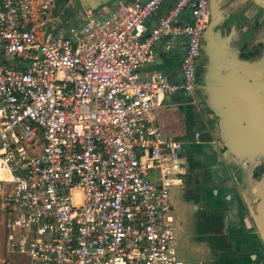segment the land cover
<instances>
[{
	"label": "built area",
	"instance_id": "obj_1",
	"mask_svg": "<svg viewBox=\"0 0 264 264\" xmlns=\"http://www.w3.org/2000/svg\"><path fill=\"white\" fill-rule=\"evenodd\" d=\"M52 3L0 0L5 251L21 264H185L169 193L186 180L183 143L152 111L195 89L208 0H119L66 36L47 30ZM157 43L183 50L177 80L139 74Z\"/></svg>",
	"mask_w": 264,
	"mask_h": 264
},
{
	"label": "crops",
	"instance_id": "obj_2",
	"mask_svg": "<svg viewBox=\"0 0 264 264\" xmlns=\"http://www.w3.org/2000/svg\"><path fill=\"white\" fill-rule=\"evenodd\" d=\"M118 1L89 0L76 27L58 34L68 35L83 24L88 14L112 10ZM262 1L211 0L210 23L202 39L201 60L196 70V93L167 96L152 111L162 134L175 140L182 138L183 142L178 141L187 149L183 171L186 180L180 187L187 186L188 192L196 195L197 202L190 204L200 212L192 235L182 241L189 244L190 240L201 251L192 264H264V221L259 214L262 211L259 162L264 154V78L260 77L264 73ZM168 6L166 2L149 21L163 15ZM182 54L181 48L165 51L157 43L151 60L139 69V74L144 78L177 80ZM252 67H256L255 72ZM212 87L217 89L213 92ZM207 91L212 93L209 104L213 111H204L198 100ZM205 125L213 133L220 131L222 137L211 144L197 142L194 135ZM254 133L259 140L252 144ZM247 138L252 142L244 154L237 148ZM214 143V151L209 152L207 147Z\"/></svg>",
	"mask_w": 264,
	"mask_h": 264
},
{
	"label": "rangeland",
	"instance_id": "obj_3",
	"mask_svg": "<svg viewBox=\"0 0 264 264\" xmlns=\"http://www.w3.org/2000/svg\"><path fill=\"white\" fill-rule=\"evenodd\" d=\"M88 1L89 0H55L47 13V29L54 34H62L69 28H75L76 22L80 19V14ZM52 25H57V28L53 29ZM195 98L197 99V96ZM199 103H201V101H199ZM207 105L208 107H203L204 111L210 110V104L208 103ZM195 106L198 109V105ZM175 138L183 142L182 138ZM169 193L170 204L172 206L177 254L178 257L186 264H192V261L194 260L193 258L198 256L201 251L196 250L197 248H194V245L190 242V240H188L189 244H182V241L184 238L192 235V230H195L198 224L197 222L200 221L197 220L200 216V212H196L193 207L194 201L197 202V197L194 193L188 192L187 186L170 187ZM190 201H193V205L190 204ZM4 237V232L0 227V252H2V255H0V264H21V260L17 258L14 259L12 255L8 254L9 252L5 251L6 246Z\"/></svg>",
	"mask_w": 264,
	"mask_h": 264
},
{
	"label": "flooded vegetation",
	"instance_id": "obj_4",
	"mask_svg": "<svg viewBox=\"0 0 264 264\" xmlns=\"http://www.w3.org/2000/svg\"><path fill=\"white\" fill-rule=\"evenodd\" d=\"M208 4H209V17H208V21H207V24H206V26H205V28H204V31H203V33H202V35H201V39H200V43H199V55H198V58H197V66H198V64H199V61L201 60V43H202V39H203V36H204V33L206 32V30H207V28H208V26H209V23H210V15H211V12H212V4H211V0H208ZM197 66H196V70H197ZM198 83H197V75H196V79H195V89H194V91H196V89L198 88ZM197 87V88H196ZM194 91H193V93H194ZM196 93V92H195ZM199 101H201V103H200V106L201 107H205V106H207L208 107V91L206 92V93H203L201 96H200V98H199ZM210 108V107H209ZM210 110L211 111H213V108L211 107L210 108ZM263 124H264V121L262 122ZM212 128H210V126H204L203 128H202V130H200V132H202L203 130H207V131H209L210 132V134H211V136H212V140L210 141V142H200L199 140H198V137H199V133L200 132H197V138H195V140L197 141V142H199V143H208V144H211L212 142H216V138L218 139L219 137H222V133L220 132V131H218V132H216V133H213L212 132V130H211ZM215 131H217V130H215ZM244 136H245V134H244ZM215 144L216 143H214V146H212V145H210L209 147H207V150L209 151V152H212V150L214 151V149H215ZM238 144H240L239 142H238ZM244 144V142L242 141V144L240 145L241 147H239V148H237L238 149V151H240V152H242V145ZM245 146H246V148H250V146L251 145H248V144H244ZM186 149V147H185V145H183V151H182V153H183V155L184 156H186L187 155V149ZM248 150H250V149H248ZM242 153H244L245 154V152L243 151ZM186 154V155H185ZM261 162H259V165H260V190H259V192H264V154H263V157H262V159L260 160ZM261 216H262V214H263V212L261 211V213H259Z\"/></svg>",
	"mask_w": 264,
	"mask_h": 264
},
{
	"label": "water",
	"instance_id": "obj_5",
	"mask_svg": "<svg viewBox=\"0 0 264 264\" xmlns=\"http://www.w3.org/2000/svg\"><path fill=\"white\" fill-rule=\"evenodd\" d=\"M258 1V0H257ZM261 4L264 6V0L261 2ZM258 63V62H257ZM257 63H255V64H257ZM255 64H253V66L255 65ZM255 68L256 67H252V70H253V72H255ZM261 76L260 77H262V78H264L263 77V75H264V73H262V74H260ZM264 82V81H263ZM215 89H217L216 87H212V90L211 91H215ZM264 92V91H263ZM264 94V93H263ZM262 99H264V95L262 96ZM208 103H212V93L210 92H208ZM264 112V111H263ZM262 112V113H263ZM263 117H264V115H263ZM238 127L240 128V126L238 125ZM240 130H241V128H240ZM253 137L255 138V139H253ZM253 137H252V139L254 140V142L252 143V144H255V141L258 139L259 140V136L258 135H256V133H254L253 134ZM252 139L250 140V139H246L245 141H243L244 142V144H248V145H251V142H252ZM198 140L200 141V142H210L211 140H212V136H211V134H210V132L209 131H207V130H203L202 132H200L199 133V137H198ZM242 144V143H241ZM242 145V152L244 151V152H246V151H249L248 149H250V148H246V146L245 145ZM258 147H260V146H258ZM260 196H261V203H262V212H263V214H262V217H263V221H264V192H260ZM190 203H192V201H190Z\"/></svg>",
	"mask_w": 264,
	"mask_h": 264
}]
</instances>
